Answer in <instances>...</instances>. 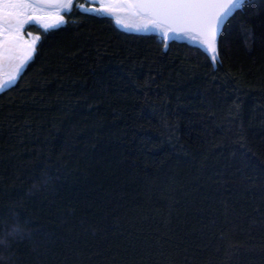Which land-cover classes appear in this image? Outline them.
Returning <instances> with one entry per match:
<instances>
[{
    "label": "trees",
    "instance_id": "trees-1",
    "mask_svg": "<svg viewBox=\"0 0 264 264\" xmlns=\"http://www.w3.org/2000/svg\"><path fill=\"white\" fill-rule=\"evenodd\" d=\"M62 18L0 91V264H264V0L215 63Z\"/></svg>",
    "mask_w": 264,
    "mask_h": 264
},
{
    "label": "water",
    "instance_id": "water-1",
    "mask_svg": "<svg viewBox=\"0 0 264 264\" xmlns=\"http://www.w3.org/2000/svg\"><path fill=\"white\" fill-rule=\"evenodd\" d=\"M28 1L50 9L57 8L60 4L59 0ZM227 3L228 0H214L213 3L200 6L196 10L195 15L178 18L173 14L171 9L164 6L148 3L145 2V0H121L122 8L116 10L115 12L119 11L120 13H123L129 20L135 21L138 26H141L140 23H142L147 27H160L169 35L176 34V36H179L181 34H191L198 39L201 46L198 44L193 45L204 49L209 47V43L211 42L212 26L215 22V18L224 11V6H226ZM218 37L219 35L216 37V53ZM174 41L177 40L175 39ZM206 53L209 56L211 55L210 52ZM22 55L23 52L20 53L19 50L17 51L13 42H1L0 75L3 73L6 74L16 66L18 67L20 64V57H22ZM23 68L24 67L20 69V73ZM12 71L15 70L13 69ZM2 76H0V78Z\"/></svg>",
    "mask_w": 264,
    "mask_h": 264
},
{
    "label": "rangeland",
    "instance_id": "rangeland-1",
    "mask_svg": "<svg viewBox=\"0 0 264 264\" xmlns=\"http://www.w3.org/2000/svg\"><path fill=\"white\" fill-rule=\"evenodd\" d=\"M84 2V8L89 9V11L85 12L98 14L96 11H93V9H99L100 15L111 17L117 27H119L121 30L132 33H152L157 35L160 39H162V36L165 34L164 29L160 27H147L142 23H140L141 26H138L135 21L129 20L123 13H120L119 11L115 12L116 10L122 8L121 0H84ZM67 8L68 5L61 2L59 4V7L57 8H47L50 10H43L40 7L36 8V5L28 0H11V2L9 3L0 2V21H4V19L10 18L11 15L13 17H17L19 11L27 10L28 15L26 20H20L21 24L24 25V27L33 22L41 26L43 29H53L62 25L63 18L61 16V13L64 9L66 11ZM182 39L183 38H176L177 41H183ZM3 41L13 42L17 51L19 50L20 53L23 52L22 57H20L19 66H16L17 68H13L15 71H12L13 69H11L6 74L3 73V76L0 75L2 76L0 78V81L8 82L7 87H9L15 82L17 76L20 73V69L24 67V65L31 58L37 42V37L25 35L21 37L0 36V43ZM164 42L167 43V41ZM188 43L197 44L198 41L197 39H195L194 42ZM13 77H15L14 80L12 79ZM3 89H6V87L0 88V91Z\"/></svg>",
    "mask_w": 264,
    "mask_h": 264
},
{
    "label": "snow or ice",
    "instance_id": "snow-or-ice-1",
    "mask_svg": "<svg viewBox=\"0 0 264 264\" xmlns=\"http://www.w3.org/2000/svg\"><path fill=\"white\" fill-rule=\"evenodd\" d=\"M0 2L9 3L11 0H0ZM61 3H66L68 5L67 11L71 12L73 7H78L81 11H89V9L84 8L83 5H74V0H59ZM145 2L164 6L173 11V14L178 18H183L196 14V10L205 4L213 3L214 0H145ZM246 0H228L226 6H224V11L217 15L215 18V22L212 26V39L209 43V47L204 48L205 52H210L212 56L213 62H217V54H216V37L220 34L221 28L227 22L229 18H231L236 11H242L243 6L245 5ZM98 14L100 12L99 9H93ZM177 38L176 34L169 35L165 33L162 36L163 41L173 42ZM13 80L15 77L12 78ZM8 86V82L0 81V88H4Z\"/></svg>",
    "mask_w": 264,
    "mask_h": 264
},
{
    "label": "crops",
    "instance_id": "crops-1",
    "mask_svg": "<svg viewBox=\"0 0 264 264\" xmlns=\"http://www.w3.org/2000/svg\"><path fill=\"white\" fill-rule=\"evenodd\" d=\"M33 4H35V3H33ZM35 5H36V8L40 7L43 10H50V9L42 7L38 4H35ZM64 11L65 10L62 11L61 16H62ZM17 15H18L17 17L16 16L13 17L11 15L10 18L4 19V21H0L1 22L0 23V36L21 37V36L25 35L24 29L27 25L24 27V25L21 24L20 20H24V19L26 20L27 15H28V11L27 10L26 11H19ZM11 19H13V20H11ZM31 23H33V22H31ZM34 24H36V23H34ZM36 25H38V24H36ZM39 27L42 28L41 26H39ZM44 30H48V29H44ZM25 36H32V35H25Z\"/></svg>",
    "mask_w": 264,
    "mask_h": 264
},
{
    "label": "bare ground",
    "instance_id": "bare-ground-1",
    "mask_svg": "<svg viewBox=\"0 0 264 264\" xmlns=\"http://www.w3.org/2000/svg\"><path fill=\"white\" fill-rule=\"evenodd\" d=\"M177 38H183L182 40L183 41H186V42H194V40L195 39H197L195 36H193V35H191V34H181V35H179V36H177ZM181 40V39H180ZM197 41H198V39H197ZM199 46H201L200 44H199V41H198V43H197ZM210 59L212 60V56L210 55ZM212 62H213V60H212Z\"/></svg>",
    "mask_w": 264,
    "mask_h": 264
}]
</instances>
